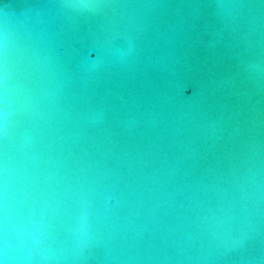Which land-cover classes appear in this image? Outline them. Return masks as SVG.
<instances>
[{"label": "clouds", "instance_id": "clouds-1", "mask_svg": "<svg viewBox=\"0 0 264 264\" xmlns=\"http://www.w3.org/2000/svg\"><path fill=\"white\" fill-rule=\"evenodd\" d=\"M163 6L26 0L19 13L0 7V264H264V141L244 137L230 169L202 174L185 209L190 220L177 229L148 203L158 183L157 170L145 171L148 153L118 146L102 104L76 103L81 89L135 65ZM208 7L222 31H240L242 72L264 82V0ZM87 22L99 27L89 49L97 55L70 66L66 38Z\"/></svg>", "mask_w": 264, "mask_h": 264}, {"label": "water", "instance_id": "water-1", "mask_svg": "<svg viewBox=\"0 0 264 264\" xmlns=\"http://www.w3.org/2000/svg\"><path fill=\"white\" fill-rule=\"evenodd\" d=\"M161 2L135 65L81 89L76 103L84 109L102 104L107 131L115 134L118 146L148 153L145 171L157 170L158 180L148 203L158 220L179 229L190 220L185 209L202 174L230 169L244 137L264 141V82L249 80L242 72L241 33L221 30L208 7L211 0ZM25 3L0 0V7L19 13ZM96 34L98 25L87 22L67 36L70 66L85 54L96 57L89 52Z\"/></svg>", "mask_w": 264, "mask_h": 264}]
</instances>
